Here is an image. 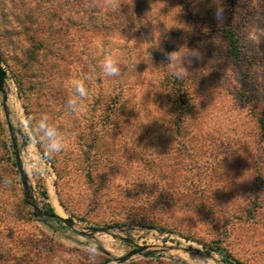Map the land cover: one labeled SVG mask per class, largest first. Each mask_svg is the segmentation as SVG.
Here are the masks:
<instances>
[{
  "label": "rangeland",
  "instance_id": "rangeland-1",
  "mask_svg": "<svg viewBox=\"0 0 264 264\" xmlns=\"http://www.w3.org/2000/svg\"><path fill=\"white\" fill-rule=\"evenodd\" d=\"M100 1L118 21L72 29L59 97L25 82L22 98L2 63L0 264H229L218 249L230 264H264V214L244 212L264 198V0ZM224 28L238 36L241 63ZM106 52L119 75L104 74ZM77 79L88 95L75 115L67 102ZM44 117L66 143L50 157ZM110 226L116 237L92 232ZM138 246L154 254L116 261Z\"/></svg>",
  "mask_w": 264,
  "mask_h": 264
},
{
  "label": "trees",
  "instance_id": "trees-1",
  "mask_svg": "<svg viewBox=\"0 0 264 264\" xmlns=\"http://www.w3.org/2000/svg\"><path fill=\"white\" fill-rule=\"evenodd\" d=\"M119 13V10L105 6L100 0H0V60L13 74L20 96L24 98L27 94L24 86L27 82L29 91L36 90L38 93H35L45 95L43 89L46 87L54 89L59 97L60 92L55 87H61L64 78L59 79L58 74L64 68L63 64L68 62L76 44L74 35H71L72 29L90 31L111 28L106 21H118ZM113 26L115 28L116 25ZM222 33L232 59L241 63L243 51L235 30L224 28ZM11 61H15L17 67H11ZM37 105L42 106L41 103ZM29 106L26 105L27 111ZM49 107L43 105L42 113H55L58 108H51L48 112L45 109ZM44 119L55 126V123ZM260 123L264 130V118L260 119ZM34 133L36 138H40L39 132ZM263 188L264 181L261 192ZM48 212L61 222L52 207ZM244 212L250 218H255L259 212L263 215L264 198L248 200ZM218 251L224 254L229 264L234 261L230 253ZM235 263L242 264L236 260Z\"/></svg>",
  "mask_w": 264,
  "mask_h": 264
},
{
  "label": "clouds",
  "instance_id": "clouds-1",
  "mask_svg": "<svg viewBox=\"0 0 264 264\" xmlns=\"http://www.w3.org/2000/svg\"><path fill=\"white\" fill-rule=\"evenodd\" d=\"M106 3L113 5L115 0H106ZM190 57L200 58V53L198 50H192ZM169 62L175 61L176 51L168 54ZM103 72L107 76H116L119 75V67L117 60L113 57L110 52H106L103 64ZM73 89V96L68 100L67 105L69 106L70 111H77L81 107L80 101L87 97L88 89L86 87L85 81L83 79L73 80L71 82ZM45 136L48 138V145L46 151L48 156L58 153L66 148L65 139L62 138L61 134L57 132V129L54 125L49 124L46 119H44L40 125ZM7 182V181H6Z\"/></svg>",
  "mask_w": 264,
  "mask_h": 264
},
{
  "label": "water",
  "instance_id": "water-1",
  "mask_svg": "<svg viewBox=\"0 0 264 264\" xmlns=\"http://www.w3.org/2000/svg\"><path fill=\"white\" fill-rule=\"evenodd\" d=\"M6 76H7V72L4 69L3 64L0 60V93L3 95V103H4V107L6 109V113H7L6 115H7V118H9L8 109H7L8 94H7V90H6V87H7ZM9 128H10L11 133L13 134V127L10 123H9ZM16 160H17V165H18L19 171H20V173L24 179V183L26 184L27 175L23 169V163L20 159L18 152H16ZM57 217L60 219L61 222H63L67 226H72L74 223V221L72 219L62 218L58 215H57ZM116 229L120 230V228L110 226V227H103V228H94V229H92V232L93 233H105V234L112 235L113 237H116L115 233H113ZM147 249H148L147 247L138 246L135 250L129 252L124 257L116 259V261L118 263H124L125 261H127V260H129V259H131L137 255L149 257V256L154 254V251H147ZM103 251H104V253L109 255V253L106 250H103Z\"/></svg>",
  "mask_w": 264,
  "mask_h": 264
},
{
  "label": "bare ground",
  "instance_id": "bare-ground-1",
  "mask_svg": "<svg viewBox=\"0 0 264 264\" xmlns=\"http://www.w3.org/2000/svg\"><path fill=\"white\" fill-rule=\"evenodd\" d=\"M10 104H11V103H10ZM16 113H17V112H16ZM16 113H15V114H16ZM16 115H17V114H16ZM17 116H18V115H17ZM17 116H16V117H17Z\"/></svg>",
  "mask_w": 264,
  "mask_h": 264
}]
</instances>
